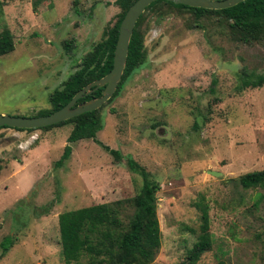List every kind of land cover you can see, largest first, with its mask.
Returning <instances> with one entry per match:
<instances>
[{
	"label": "rangeland",
	"instance_id": "obj_1",
	"mask_svg": "<svg viewBox=\"0 0 264 264\" xmlns=\"http://www.w3.org/2000/svg\"><path fill=\"white\" fill-rule=\"evenodd\" d=\"M114 1L0 0V31L7 27L14 39L13 51L0 56V114L48 109V94L115 21ZM189 21L188 13L148 16L146 61L102 109L94 139L69 143L70 124L0 129V264H64L58 214L132 197L141 180L127 156L160 184L162 238L150 264H189L200 195L212 245L194 264H264V189L237 181L264 170V85L235 90L241 67L264 74V45L208 38ZM66 144L72 150L57 168ZM5 237L13 242L2 255Z\"/></svg>",
	"mask_w": 264,
	"mask_h": 264
},
{
	"label": "trees",
	"instance_id": "obj_2",
	"mask_svg": "<svg viewBox=\"0 0 264 264\" xmlns=\"http://www.w3.org/2000/svg\"><path fill=\"white\" fill-rule=\"evenodd\" d=\"M135 0H115L119 7L116 19L107 25L102 37L92 44L76 69L48 94L49 108L38 111L32 116L46 115L64 106L72 96L87 83L105 75L112 67L113 52L118 36L119 23ZM176 14L188 13L189 28H200L208 38L217 34L221 39L236 45H264V0H244L233 6L221 9H207L176 4L166 0H155L139 16L134 26L128 46L125 68L113 95L99 108L86 111L58 123L39 128H13L19 131L47 130L54 126L70 124L67 136L69 143L81 139H94L103 128L102 109L120 94L126 80L146 61L144 44V26L150 14L160 19ZM69 48L71 45L66 44ZM14 39L11 31L5 27L0 31V56L13 51ZM215 82V80H213ZM264 85V74L249 70L245 66L237 72L235 90L242 92L248 88ZM102 87L77 100L80 103L101 94ZM210 90H215L210 87ZM76 103V104H77ZM198 126L197 122L194 123ZM108 149V146H106ZM72 148L66 144L61 157L55 161V167H61L70 155ZM116 158L120 154L111 149ZM128 169L140 177L141 183L135 194L129 198L111 202L96 203L58 214L61 254L64 264H73L85 258L87 264H150L154 261L161 246V229L157 216V192L160 184L150 172L130 156L126 158ZM0 158V170L2 169ZM244 188L264 189V170L244 173L237 178ZM264 198V195H261ZM194 206L199 211V232L197 240L187 249L186 262L196 263L201 255L211 249L209 205L200 195ZM13 239L5 237L1 242L4 255ZM216 264H228L219 259Z\"/></svg>",
	"mask_w": 264,
	"mask_h": 264
},
{
	"label": "water",
	"instance_id": "obj_3",
	"mask_svg": "<svg viewBox=\"0 0 264 264\" xmlns=\"http://www.w3.org/2000/svg\"><path fill=\"white\" fill-rule=\"evenodd\" d=\"M155 0H135L124 13L118 28V36L113 52V61L111 69L102 77L95 79L81 89H79L72 98L62 107L46 115L39 116H14L0 114V126L15 128H39L52 125L80 113L94 110L102 106L115 92L118 83L121 80L128 53V46L131 35L139 16L145 8ZM173 3H180L192 7H201L207 9H221L233 6L244 0H166ZM102 87L101 94L97 97H91L80 103L79 98L90 94L92 91ZM77 103V104H76ZM212 175H219L220 172L208 170Z\"/></svg>",
	"mask_w": 264,
	"mask_h": 264
}]
</instances>
